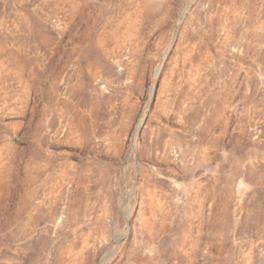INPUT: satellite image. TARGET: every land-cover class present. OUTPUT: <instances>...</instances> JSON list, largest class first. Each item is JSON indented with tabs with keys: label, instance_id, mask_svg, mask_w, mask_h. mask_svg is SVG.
I'll return each mask as SVG.
<instances>
[{
	"label": "rangeland",
	"instance_id": "rangeland-1",
	"mask_svg": "<svg viewBox=\"0 0 264 264\" xmlns=\"http://www.w3.org/2000/svg\"><path fill=\"white\" fill-rule=\"evenodd\" d=\"M0 264H264V0H0Z\"/></svg>",
	"mask_w": 264,
	"mask_h": 264
},
{
	"label": "bare ground",
	"instance_id": "bare-ground-1",
	"mask_svg": "<svg viewBox=\"0 0 264 264\" xmlns=\"http://www.w3.org/2000/svg\"><path fill=\"white\" fill-rule=\"evenodd\" d=\"M245 181V180H244Z\"/></svg>",
	"mask_w": 264,
	"mask_h": 264
}]
</instances>
